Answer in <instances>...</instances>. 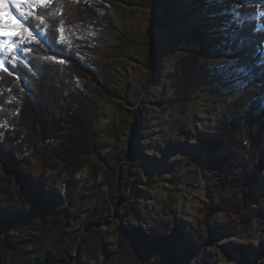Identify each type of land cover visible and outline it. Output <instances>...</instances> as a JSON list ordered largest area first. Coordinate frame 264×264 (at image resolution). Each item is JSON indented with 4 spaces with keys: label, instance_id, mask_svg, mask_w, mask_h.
I'll return each mask as SVG.
<instances>
[{
    "label": "trees",
    "instance_id": "16d2710c",
    "mask_svg": "<svg viewBox=\"0 0 264 264\" xmlns=\"http://www.w3.org/2000/svg\"><path fill=\"white\" fill-rule=\"evenodd\" d=\"M210 1L133 0L139 5H151L159 20L193 22L181 29H168L163 39L169 50H179L180 54L170 73L173 95L160 101L185 106L195 87L215 69L210 67L209 58L215 66L232 70L234 79L242 80L244 86L229 101L215 129L198 137V148L221 190L241 184L243 191L241 199L230 203L223 198L222 204L210 207L209 216L216 209H231L238 214L239 223L249 228L252 218L264 212L262 206L250 207V188L258 182V173L264 166V63L255 61L259 43L264 41V30H256V20L252 18L257 13L254 3L262 0H237V21L221 39H209L208 25L202 20ZM251 1L254 5L249 4ZM97 4V0H50L38 8L44 23L36 18L35 24L40 23L45 29L42 40L32 39L30 59L25 65L9 63V71H0V125L8 127L0 130V264L16 262L21 257H28V264L47 262L50 256L38 250L51 241H54L52 252L48 254L55 249L63 256L69 255L82 230L80 226L70 230L77 201L93 198L107 183L106 177L112 178L117 190L125 194L134 192L140 182L136 171L121 162L131 157L132 146L129 152L120 151L111 158L104 154V145L97 140L91 125L97 101L78 87L80 70L84 67L83 51L77 46L89 28L98 24ZM225 9L223 5L220 10ZM150 57L157 58L154 52ZM152 64L150 59L147 66ZM87 72L109 96H116L110 80L100 76L96 69ZM40 143L50 146L51 157L56 159L54 168L60 167L70 175L87 168L82 187L73 189L66 203L56 198L60 188L46 184L43 177L32 178L28 172L25 153L43 154L44 148L38 147ZM240 154L245 159L238 172ZM42 161L47 165L45 156ZM109 196L111 199L99 196L100 205L90 209L84 222L99 224L118 209L113 195ZM125 199L122 207L129 215L134 206L127 195ZM122 228L130 234L119 235L121 247L130 238L140 251L147 233L140 227ZM155 230L158 243L152 254L161 255V264H180L178 252H173L175 249L169 243V225H156ZM193 234V248L212 243L216 238L214 233ZM81 238L82 249L87 239L84 235ZM234 249L245 254L239 264L252 262L260 253L256 248Z\"/></svg>",
    "mask_w": 264,
    "mask_h": 264
},
{
    "label": "rangeland",
    "instance_id": "374dc122",
    "mask_svg": "<svg viewBox=\"0 0 264 264\" xmlns=\"http://www.w3.org/2000/svg\"><path fill=\"white\" fill-rule=\"evenodd\" d=\"M97 1L98 24L89 28L77 46L83 51L81 61L84 67L80 70L78 87L97 101L91 125L97 140L104 145V154L111 158L117 152H129L132 146L131 157L121 162L136 171L140 182L134 192L125 194L117 190L112 178L106 177L107 183L92 195L93 198L78 200L73 208L75 221L70 230L78 226L82 230L74 249L65 256L55 249L54 253L48 254L54 242L51 241L38 250L50 256L41 264H161V255L152 252L158 243L155 226L164 223L169 225V243L175 249L173 252H178L180 264H239L245 254L238 253L236 247L248 251L260 249L255 259L247 264H264V212L252 218L249 228L239 223L238 214L231 209H216L209 216L210 207L222 204L223 198L230 203L241 199L243 191L241 184L221 190L202 161L198 148V137L215 129L229 101L244 86L242 80L234 79L232 70L215 66L213 59L209 58L210 67L215 69L195 87L185 106L167 105L160 99H169L173 95L170 73L180 51L169 50L163 39L168 29H181L193 22L184 25L159 20L151 5H139L133 0ZM251 3L257 5V13L252 17L256 20V30L263 31L264 0ZM223 5L226 9L221 11ZM236 8H239L237 0L210 1L202 18L208 25L209 39L224 37L225 31L237 21ZM23 10L28 11L27 7ZM29 21L40 35L37 37L33 32L29 36L32 28L29 32L17 30L14 43L4 49L7 62L4 68L8 71L9 63L12 66L27 63L32 39L41 41L45 33L40 23L35 24V14L29 17ZM152 52L157 58L150 57ZM262 52L264 41L259 43L255 56L257 64L264 63ZM10 57H15V61ZM150 59L151 67L147 66ZM89 69H96L100 76L110 80L116 96H109L106 89L88 74ZM6 129V125H0L1 131ZM38 147L44 148L43 154L25 153L28 172L32 178L43 177L46 184L60 188L56 198L66 203L73 195V189L82 187L87 168L70 175L60 167H53L56 159L51 157L49 145L40 143ZM43 156L48 160L47 165L43 164ZM237 159L236 170L240 172L242 166L239 164L245 157L240 154ZM88 160L93 158L88 157ZM258 174V182L250 188L251 208L264 207V166ZM109 195H113L118 209L106 215L99 224L84 222L90 209L100 205L99 198L111 199ZM126 195L134 206L129 215L122 207ZM122 227H140L147 233L142 238L144 244L140 251L130 238L121 247L119 235L124 232ZM176 228L177 232L173 233ZM194 232L206 236L214 233L216 238L212 243L193 248L191 238ZM124 233L130 234L128 231ZM83 235L87 240L81 249ZM28 251H32L31 248ZM27 261L28 257H21L9 264H28Z\"/></svg>",
    "mask_w": 264,
    "mask_h": 264
},
{
    "label": "snow or ice",
    "instance_id": "6c2138e0",
    "mask_svg": "<svg viewBox=\"0 0 264 264\" xmlns=\"http://www.w3.org/2000/svg\"><path fill=\"white\" fill-rule=\"evenodd\" d=\"M46 3L47 0H0V34H3L10 42L14 43L12 37L18 29L23 32H29V28H32V32H29V36H32V33L35 32L38 37L40 32L30 23L29 17L35 14L39 22L43 24V17H41L36 10L45 6ZM25 7L28 9L27 12L23 10ZM21 21H23V23H21ZM25 51H27V49H25ZM0 55H2V52H0ZM10 59L15 61V57H10ZM6 63L5 60L0 59V69L8 71L7 68H4ZM61 63H63V60H61Z\"/></svg>",
    "mask_w": 264,
    "mask_h": 264
},
{
    "label": "bare ground",
    "instance_id": "6f19581e",
    "mask_svg": "<svg viewBox=\"0 0 264 264\" xmlns=\"http://www.w3.org/2000/svg\"><path fill=\"white\" fill-rule=\"evenodd\" d=\"M18 35V32H16L13 37L12 41L16 39V36ZM11 42L8 40L7 37L3 36V34H0V52H2V55H0V59L4 60V49L10 44ZM264 57V52L261 53V58Z\"/></svg>",
    "mask_w": 264,
    "mask_h": 264
}]
</instances>
